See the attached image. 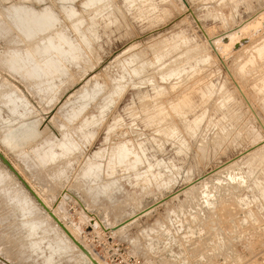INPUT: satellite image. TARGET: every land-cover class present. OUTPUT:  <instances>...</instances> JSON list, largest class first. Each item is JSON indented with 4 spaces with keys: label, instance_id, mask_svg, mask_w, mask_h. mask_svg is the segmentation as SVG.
I'll use <instances>...</instances> for the list:
<instances>
[{
    "label": "rangeland",
    "instance_id": "rangeland-1",
    "mask_svg": "<svg viewBox=\"0 0 264 264\" xmlns=\"http://www.w3.org/2000/svg\"><path fill=\"white\" fill-rule=\"evenodd\" d=\"M50 1L0 0V107L14 119L3 127L0 111V152L100 264L102 249L145 264H264V0ZM256 18L261 33L249 31L243 50L215 49ZM206 83L210 97L180 106ZM155 86L164 93L154 96ZM1 192L0 264H40L22 254ZM160 199L126 229L108 230Z\"/></svg>",
    "mask_w": 264,
    "mask_h": 264
},
{
    "label": "bare ground",
    "instance_id": "bare-ground-1",
    "mask_svg": "<svg viewBox=\"0 0 264 264\" xmlns=\"http://www.w3.org/2000/svg\"><path fill=\"white\" fill-rule=\"evenodd\" d=\"M90 1V6L91 5H93L94 3H92L93 2V0H89ZM97 1V0H96ZM100 2L102 1V0H99ZM129 1V0H128ZM131 1H135V0H131ZM137 1H139V0H137ZM141 1V0H140ZM145 2H146V4H147V2H149L150 3V1H152V0H144ZM165 1V0H164ZM260 1V0H259ZM45 2V1H44ZM50 2H52V5L55 3H53V1L51 0ZM72 2V1H71ZM125 2H127L126 0H125ZM63 3H65V2H63ZM68 3H69V1H68ZM96 3V2H95ZM99 3V2H98ZM132 3H134V2H132ZM152 3V2H151ZM154 3V2H153ZM61 4V3H60ZM97 4V3H96ZM145 3H144V5H146ZM155 4V3H154ZM153 4V6H154V8H155V6L156 5H154ZM15 5H17V4H15ZM63 5V4H62ZM135 5V4H134ZM139 5V4H138ZM141 5H142V2H141ZM144 5H142V6H144ZM54 6H55V4H54ZM129 6V5H128ZM132 6L133 5H131L130 7L132 8ZM135 6H137V4L135 5ZM57 7V6H56ZM139 7H140V5H139ZM152 7V6H151ZM17 8V7H16ZM92 8V7H91ZM90 8V9H91ZM128 8V7H127ZM149 8H150V6H149ZM105 9V8H104ZM136 9H137V7H136ZM92 10V9H91ZM108 10H110V9H108ZM142 10H143V7H142ZM141 10V11H142ZM154 10V9H153ZM152 10V11H153ZM96 11V10H95ZM99 12H100V10H98ZM129 11H130V9H129ZM139 11H140V9H139ZM151 11V10H150ZM149 11V12H150ZM151 11V12H152ZM158 11V10H157ZM16 12V11H15ZM103 12V11H102ZM102 12H100V13H102ZM143 12V11H142ZM149 12L147 13V14H149ZM154 12V11H153ZM152 12V13H153ZM92 13V12H91ZM97 13V12H96ZM99 13V14H100ZM151 13V14H152ZM25 14V13H24ZM32 14V13H31ZM167 14V13H166ZM264 14V13H263ZM27 15H28V13H27ZM95 15H97V14H95ZM109 15H110V13H109ZM140 15V14H139ZM262 15V14H261ZM260 15V16H261ZM12 16H13V14H12ZM32 16V15H31ZM100 16V15H99ZM102 16V15H101ZM170 16V15H169ZM259 16V17H260ZM264 16V15H263ZM262 16V17H263ZM90 17V16H89ZM92 17V16H91ZM94 17V16H93ZM97 17V16H96ZM109 17V16H108ZM139 17H141V18H143V15H140ZM258 17V18H259ZM3 18V17H2ZM27 18H29V16L27 17ZM38 18L40 19V20H42V17L41 16H38ZM46 18H47V16H46ZM98 18V17H97ZM110 18V17H109ZM214 18V17H213ZM29 19H31V18H29ZM139 19V18H138ZM260 19V18H259ZM5 20V19H4ZM14 20V22L18 25V26H23V25H21V23L19 22V21H17L16 19H13ZM77 20V19H76ZM256 20H257V18H256ZM6 21V20H5ZM24 21V20H23ZM27 21V20H26ZM32 21V20H31ZM36 21H37V19H36ZM35 21V22H36ZM93 21H95V20H93ZM119 21V20H118ZM158 21V20H157ZM262 21V20H261ZM260 20L258 21L257 20V22L256 23H252V25L251 24H247V25H245V26H242V27H240V29L237 31H233V32H231V33H228V34H226V35H224L223 37H220L217 41H216V45H215V49L217 50V49H225V50H229V49H231L232 50V48H235V47H237V46H239L238 45V43H240V41L242 42V40L243 39H245V35L250 31H252V30H254V29H256V28H258L261 24H262V22H261ZM263 21H264V19H263ZM44 22H45V20H44ZM109 22V21H108ZM259 22V23H258ZM89 23V22H88ZM110 23V22H109ZM33 24V23H32ZM35 24H37V23H35ZM51 24V23H50ZM48 25V24H47ZM82 25V24H81ZM92 25V27H93V25H94V23H92L91 24ZM100 25V24H99ZM264 25V24H263ZM263 25H262V27H263ZM98 26V25H97ZM110 26V25H109ZM9 27H10V25H9ZM28 27H29V25H28ZM87 27H88V24H87ZM35 28V27H34ZM91 28V27H90ZM94 28H96V23H95V27ZM149 28V27H148ZM24 30L25 29H27L26 27L25 28H23ZM93 30V29H92ZM257 30V29H256ZM255 30V31H256ZM260 30V29H259ZM259 30H257L258 31V34L259 33H261V32H259ZM86 31V30H85ZM256 31V32H257ZM54 32V31H53ZM49 33V32H48ZM47 33V34H48ZM89 33H91V32H89ZM88 33V34H89ZM95 33V32H94ZM36 34V33H35ZM253 34H254V32H253ZM87 35V34H86ZM95 35V34H94ZM97 35V34H96ZM256 35V34H255ZM93 36V35H92ZM251 36H253V35H251ZM65 37V36H64ZM183 38V37H182ZM181 38V39H182ZM251 38V37H250ZM254 38V37H253ZM90 39V38H89ZM178 39V38H177ZM252 39V38H251ZM183 40V39H182ZM184 40L186 41V37L184 38ZM192 40V39H191ZM246 40H247V38H246ZM101 41V40H100ZM189 41V39H187V42ZM250 41V40H249ZM167 42V41H166ZM248 42V41H247ZM264 42V41H263ZM56 43V42H55ZM74 43V42H73ZM180 43H182V42H180ZM184 43V42H183ZM243 43V42H242ZM245 43H246V41H245ZM256 43V42H255ZM241 44V43H240ZM244 44V43H243ZM261 44V43H260ZM170 45V44H169ZM173 45V44H172ZM245 45V44H244ZM243 45V46H244ZM178 46H179V44H178ZM198 46V45H197ZM170 47V46H169ZM171 47H174V46H171ZM200 47V46H199ZM199 47H197V48H199ZM240 47V49H242L243 50V47L241 48V46H239ZM245 47V46H244ZM252 47V46H251ZM196 48V47H195ZM194 48V49H195ZM196 48V49H197ZM77 49V48H76ZM164 49V48H163ZM175 49H176V47H175ZM178 49V48H177ZM176 49V50H177ZM170 50V49H169ZM198 50V49H197ZM230 50V51H231ZM17 51V50H16ZM38 51V50H37ZM171 51H172V49H171ZM235 51H236V48H235ZM238 51V50H237ZM255 51V50H254ZM11 52V51H10ZM66 52V51H65ZM166 52V51H165ZM165 52H163V53H165ZM167 52H168V49H167ZM174 52V51H173ZM222 52H225V51H222ZM221 52V53H222ZM169 53H170V51H169ZM218 53V52H217ZM220 53V52H219ZM256 53H257V55L258 56H260V57H262V56H264V43H262L261 45H259V46H257L256 47ZM11 54H12V52H11ZM41 54V53H40ZM230 54V53H229ZM232 54H234L233 53V50H232ZM15 55V54H14ZM21 55V54H20ZM67 55V54H66ZM78 55V54H77ZM159 55V54H158ZM163 55V54H162ZM165 55H166V53H165ZM160 56V55H159ZM204 56V55H203ZM17 57V56H16ZM69 57V56H68ZM163 57V56H162ZM199 57V56H198ZM198 57L196 58V59H198ZM161 58V57H160ZM202 58V57H201ZM206 60H208L209 61V57H207V55H206ZM212 58V57H211ZM18 59V58H17ZM71 59V58H70ZM74 59V58H73ZM157 59H159V57L157 58ZM213 59V58H212ZM199 60V59H198ZM196 61V60H195ZM195 61L193 62V63H195ZM201 61V60H200ZM197 62V61H196ZM204 62V61H203ZM202 61H201V63H203ZM206 62V61H205ZM46 63V62H45ZM200 64V63H199ZM198 65V64H197ZM197 65L195 64V66L197 67ZM144 66H145V64H144ZM40 68H41V66H40ZM145 68V67H144ZM149 68V67H148ZM29 69V68H28ZM140 69V68H139ZM45 70V69H44ZM46 71V70H45ZM64 71V70H63ZM137 70H135L133 73L134 74H136L135 72H136ZM139 72H141L140 70H139ZM175 72H176V70H172V71H168V73L166 74L168 77H175ZM182 72H185L183 69H182ZM47 74V73H46ZM54 74V73H53ZM52 74V75H53ZM139 74H141V73H139ZM138 75V74H137ZM49 76V75H48ZM47 77V76H46ZM144 77V76H143ZM159 77H160V75H159ZM163 77V76H162ZM162 77H160V79L161 80H163L164 81V79H162ZM166 77V76H165ZM49 78V77H48ZM121 79H125V77H124V75H122L121 76ZM169 81V80H168ZM167 81V82H168ZM171 81V80H170ZM53 82V81H52ZM146 82V81H145ZM219 82V81H218ZM51 83V82H50ZM173 85H175V84H173ZM158 86V85H157ZM157 86H155L154 88H153V92L155 93L154 94V96L155 95H161L162 93H164L163 91H164V89L163 88H161V87H157ZM176 86V85H175ZM196 88H198V87H196ZM215 88V87H214ZM214 88H213V85L212 84H205L203 87H201V88H199V89H195V91H193V92H191V93H187L186 95H184V97H183V99H182V97L180 98V99H182V100H180L181 102H180V106L182 105V107L185 109V110H190V109H192L194 106H195V96L197 95H200L201 96V98H203L204 99V97H208L211 93L213 94V92H214ZM194 89V88H193ZM192 89V90H193ZM152 92V93H153ZM190 92V91H189ZM182 94V93H181ZM6 94H4L3 96H5ZM147 95V94H146ZM8 96V95H7ZM9 96H10V94H9ZM13 96H14V94H13ZM149 96V95H148ZM229 96V95H228ZM146 97V96H145ZM157 97V96H156ZM210 97V96H209ZM12 97H10V99H11ZM9 99V98H8ZM10 99H9V101H10ZM143 100H144V98H142ZM232 99V98H231ZM230 97H229V99H228V101L229 102H231L230 100ZM234 99V98H233ZM4 100V99H3ZM5 100H7L6 98H5ZM16 100V99H15ZM94 100V99H93ZM225 100V99H224ZM2 101V100H1ZM12 101V100H11ZM14 101V100H13ZM226 101V100H225ZM5 102V101H4ZM10 103H12V102H10ZM17 103V102H16ZM1 104V103H0ZM7 104H9V103H7ZM13 104V103H12ZM4 105H5V103H4ZM3 105V106H4ZM14 105V104H13ZM225 105V104H224ZM2 106V107H3ZM16 106V105H15ZM14 106V107H15ZM174 106V105H173ZM227 106V105H226ZM9 106H7V109H6V111H5V113H6V115H5V113L3 112V110H2V108L0 109V111L2 110V112L4 113V114H2V115H4V116H7L8 117V120L6 121V122H4L6 119H7V117H6V119L5 120H3V122L1 123V124H3L4 126L3 127H5V125L6 124H9L10 123V125H11V123L13 122L14 123V119H12V117H11V115H10V113H8L7 112V110L9 111L10 109L8 108ZM177 107V106H176ZM224 107V106H223ZM5 108V107H4ZM11 108V107H10ZM224 108H226V107H224ZM19 109V108H18ZM174 109H176V108H174ZM182 110V109H181ZM11 112V111H10ZM81 112V111H80ZM158 112V111H157ZM233 112V111H232ZM8 113V114H7ZM240 113V112H239ZM17 114V113H16ZM15 114V115H16ZM1 115V116H2ZM26 115V114H25ZM236 116V115H235ZM3 117V116H2ZM234 117V116H233ZM237 117V116H236ZM2 119H0V121H1ZM195 120H197V119H195ZM199 121V120H198ZM197 121H195L194 123H196ZM155 123V122H154ZM198 124H200V123H198ZM198 124L196 125L197 127H198ZM210 126V125H209ZM1 128H2V126H0ZM192 131H194V130H192ZM191 131V132H192ZM171 132H173L174 134H172V135H176V132H175V130H172ZM18 136V135H17ZM177 136V135H176ZM13 137H15L16 138V135H14ZM12 137V138H13ZM26 138H27V135L25 136ZM29 137V136H28ZM11 138V139H12ZM25 138V139H26ZM22 141H23V139L24 138H20ZM20 139H19V141H20ZM175 139V138H174ZM14 140H16V139H14L13 138V141ZM19 141H17L18 143H19ZM22 141H20V142H22ZM152 141V140H151ZM178 141V140H177ZM183 141V140H182ZM15 143V142H14ZM17 143V144H18ZM184 143V142H183ZM264 144V140L263 141H261L258 145H260L261 147H262V145ZM257 145V146H258ZM21 146V145H20ZM183 147V146H182ZM256 147V146H255ZM255 147H254V149H255ZM20 151H21V148H20ZM152 151V150H151ZM252 150H250V151H248V152H245V154L247 155L249 152H251ZM245 154H244V156H245ZM48 157V156H47ZM240 157V156H239ZM42 158V157H41ZM46 158V157H45ZM92 158V157H91ZM234 160V159H233ZM9 161V160H8ZM2 162V161H1ZM10 162V161H9ZM3 164V163H2ZM3 166L4 167H6V169L9 171V173H11L12 175H14L11 171H10V169L6 166V165H4L3 164ZM13 166V165H12ZM14 167V166H13ZM15 169V168H14ZM0 170L3 172V174H4V176L5 177H3V176H0V180H1V182L5 185V187H4V189L2 188V190H3V192H5V194H6V196L8 195V197L6 198H4V199H7L6 200V203L8 204V207L10 208V210H9V212L12 214V216H14V218L15 219H17L18 221H19V224H18V226L16 227V229L18 230V232H19V234H18V239H16V240H21V242H22V244H21V247H22V254L23 255H25V254H27L29 257H32L33 258V256H35L36 258L35 259H39V260H41L40 261V264H77V263H79V261H78V259H80L79 257H78V252H77V250L76 249H78L79 251H81V253L88 259V260H90V262L92 263V264H100L99 262H98V260L94 257V255L91 253V251L88 249V247H86L83 243H82V241H80V240H78L77 238H76V235L74 236L73 235V233L71 232V230H69L67 227L68 226H66V224L64 225L62 222L64 221V220H62V218L60 219V217H59V215L56 213V212H54L53 210L51 211V210H49V208H48V206L43 202V200L41 199V197L28 185V183H26L30 188H31V190L36 194V196L42 201V203L48 208V210H49V212L50 213H52L64 226H65V228L68 230V232L72 235V237L81 245V246H83L89 253H90V255H91V258L92 259H90L88 256H86L85 254H84V252L74 243V241L67 235V233L59 226V224L54 220V218L53 217H51V215H50V213L48 212V211H46V209L44 208V207H42V205L38 202V200L36 199V197H34V195L26 188V186L22 183V181H20L15 175H14V177L22 184V186H23V189L24 190H26L27 191V193H28V195L30 196V198H31V200L23 193V191L19 188V190L18 191H16V187H18V184L15 182V179H13L12 178V176L10 175V174H8L7 172H5V170H3L2 168H0ZM16 170V169H15ZM91 170V169H90ZM92 173V172H91ZM96 173V172H95ZM99 173V172H98ZM19 174V173H18ZM250 174H252V172L250 171ZM2 175V174H1ZM20 175V174H19ZM263 175V174H262ZM91 176V175H90ZM100 176V175H99ZM20 177L22 178V176L20 175ZM98 176H96V175H94V173H93V175L91 176V178H90V182H92V181H97V180H99L100 181V179H101V177L100 178H97ZM263 177V176H262ZM6 178H8L9 180H11V182L14 184V186H11V184L9 183L10 181L9 180H6ZM235 177H232V179H234ZM23 179V178H22ZM87 179V178H86ZM104 179V178H103ZM199 179H201V178H199ZM198 179V180H199ZM262 180H263V178H261ZM24 180V179H23ZM102 180V179H101ZM7 181H9V182H7ZM25 181V180H24ZM200 181V180H199ZM260 181V180H259ZM26 182V181H25ZM98 182V181H97ZM197 182V181H196ZM196 182L195 183H192V184H188V185H186V187L184 188L185 189V191L187 190V188L189 189L190 187L192 188L195 184H196ZM203 184H202V188H203V190L201 191L202 192V194H201V196H202V198L205 200V203L206 204H211V197H210V194H211V192H209V191H207V189H208V184L205 182V181H203V179H202V181H201ZM263 182V181H262ZM261 182V183H262ZM89 183V182H88ZM93 183H95V182H93ZM104 183V182H103ZM198 183H200V182H198ZM264 183V182H263ZM92 184V183H91ZM98 184H99V182H98ZM113 189L115 188L116 189V187H118V188H120V186H117L118 185V183H116V182H112V183H108ZM256 184H257V182H256ZM260 184V183H259ZM1 185V184H0ZM86 185V184H85ZM101 185H102V182H101ZM121 185V184H120ZM258 185V184H257ZM262 185V184H261ZM3 187V186H2ZM88 187H89V184H88ZM93 187V186H92ZM122 187H123V185H122ZM256 187V186H255ZM260 187V186H259ZM91 188V187H90ZM117 188V189H118ZM201 188V189H202ZM93 189H95L94 187H93ZM184 189H182V190H184ZM264 189V188H263ZM262 189V190H263ZM2 190H0V191H2ZM90 190V189H89ZM122 190V189H121ZM182 190H180V191H182ZM261 190V191H262ZM119 191V190H118ZM3 192H1V193H3ZM101 192V191H100ZM102 192H104V190L102 191ZM116 192V191H115ZM179 193H181V192H175V193H172V197L174 196V197H176L175 195H179ZM262 193V192H261ZM24 194V195H23ZM120 194V193H119ZM263 194V193H262ZM261 194V195H262ZM20 195H22V196H20ZM98 195V198H99V196H100V194H97ZM171 195V194H170ZM262 196H264V194L262 195ZM111 198H113L112 196H110ZM117 197V196H116ZM120 197V196H119ZM2 198V197H1ZM171 198V197H170ZM3 199V198H2ZM100 199V198H99ZM120 199V198H119ZM115 200V199H114ZM163 199H160L159 201H157L155 204H153V206H151V207H148V208H144V209H142L141 211H139L138 213H135L134 215H132L131 217H129L128 219H125L123 222L121 221V223H118V225H116V226H114V227H110V228H108V230H112L114 233H117V232H120V231H122L123 229H126V227H128V225H130V224H132L134 221H136L138 218H140V217H143L144 215H146V214H148L152 209H154L156 206V204H158V203H160L161 201H162ZM33 201V202H32ZM113 201V200H112ZM117 202V201H116ZM5 206H6V204H5ZM2 207V206H1ZM7 207V206H6ZM5 209H7V208H5ZM4 209V210H5ZM2 210V209H1ZM1 212V211H0ZM106 217V216H105ZM0 219H1V214H0ZM9 221V220H8ZM13 221V220H12ZM3 222V221H2ZM1 222V223H2ZM11 222V221H10ZM9 222V223H10ZM65 222V221H64ZM12 223V222H11ZM15 223H17V222H15ZM14 222H13V224H15ZM12 224V225H13ZM2 225V224H1ZM0 225V226H1ZM8 226V225H7ZM4 226H2V228H3ZM6 230V229H5ZM7 231H8V229H7ZM10 231H11V229H10ZM12 232V231H11ZM1 233V232H0ZM6 234V233H5ZM9 234V233H8ZM11 234V233H10ZM9 234V235H10ZM3 236V235H2ZM5 237V236H4ZM1 238V237H0ZM6 238V237H5ZM11 238H13V237H11ZM1 240V239H0ZM48 240L50 241V242H48ZM2 241V240H1ZM9 241H11V240H8V242ZM5 242V241H4ZM20 242V243H21ZM2 243V242H1ZM10 243V242H9ZM15 243V242H14ZM19 243V242H18ZM11 248V247H10ZM9 248V249H10ZM16 248V247H15ZM6 250V249H5ZM1 252V251H0ZM5 253H7V252H5ZM4 255H6V254H4ZM80 255V254H79ZM11 257V256H10ZM16 257V256H15ZM31 258V259H32ZM3 263V262H2ZM30 263V262H29ZM28 263V264H29ZM80 264V263H79Z\"/></svg>",
    "mask_w": 264,
    "mask_h": 264
},
{
    "label": "built area",
    "instance_id": "built-area-1",
    "mask_svg": "<svg viewBox=\"0 0 264 264\" xmlns=\"http://www.w3.org/2000/svg\"><path fill=\"white\" fill-rule=\"evenodd\" d=\"M102 253L108 264H145L142 259L129 255L122 249H102Z\"/></svg>",
    "mask_w": 264,
    "mask_h": 264
},
{
    "label": "water",
    "instance_id": "water-1",
    "mask_svg": "<svg viewBox=\"0 0 264 264\" xmlns=\"http://www.w3.org/2000/svg\"><path fill=\"white\" fill-rule=\"evenodd\" d=\"M0 160L2 161V163L4 165H6L10 171L20 180L22 181V183L26 186V188L34 195V197H36V199L38 200V202L42 205V207H44L46 209V211L49 212L48 208L42 203V201L36 196V194L31 190V188L26 184V182L20 177V175L18 174V172L14 169V167L12 166V164L8 161V159L0 152ZM50 213V212H49ZM51 217L54 218V220L59 224V226L67 233V235L74 241V243L84 252V254L86 256H88L90 259L91 255L90 253L83 247L81 246L73 237L72 235L68 232V230L65 228V226L52 214L50 213Z\"/></svg>",
    "mask_w": 264,
    "mask_h": 264
}]
</instances>
